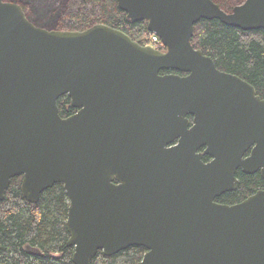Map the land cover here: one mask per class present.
Wrapping results in <instances>:
<instances>
[{
	"label": "water",
	"instance_id": "water-1",
	"mask_svg": "<svg viewBox=\"0 0 264 264\" xmlns=\"http://www.w3.org/2000/svg\"><path fill=\"white\" fill-rule=\"evenodd\" d=\"M118 3L166 49L104 23L47 29L0 0V200L16 176L33 203L62 183L74 264L134 245L137 264H264V189L217 200L239 170L264 178V97L192 42L201 19L264 30V0Z\"/></svg>",
	"mask_w": 264,
	"mask_h": 264
},
{
	"label": "trees",
	"instance_id": "trees-1",
	"mask_svg": "<svg viewBox=\"0 0 264 264\" xmlns=\"http://www.w3.org/2000/svg\"><path fill=\"white\" fill-rule=\"evenodd\" d=\"M19 3L28 18L47 29L84 30L104 23L124 30L142 43L137 35L150 32L146 22L132 23L119 7L118 0H11ZM230 11L244 0H214ZM192 42L212 56L219 69L239 75L255 86L264 97V30H243L219 19H201L194 26ZM70 97L58 100L63 116L72 114ZM235 191L226 192L217 200L234 204L264 188L260 172L238 171ZM22 176L12 178L6 197L0 200V264H74V249L68 246L70 233L66 226L68 195L62 183L42 192L37 203L22 192ZM146 248L131 246L113 255L101 250L91 264H137Z\"/></svg>",
	"mask_w": 264,
	"mask_h": 264
},
{
	"label": "flooded vegetation",
	"instance_id": "flooded-vegetation-1",
	"mask_svg": "<svg viewBox=\"0 0 264 264\" xmlns=\"http://www.w3.org/2000/svg\"><path fill=\"white\" fill-rule=\"evenodd\" d=\"M232 10V9H231ZM230 10V11H231ZM147 24V23H146ZM148 28V27H147ZM150 32V31H149ZM153 35H157V34H155V33H152V32H150V35H148V37H144V39H146V40H143V41H145L144 43H142V42H140V41H138V40H136V41H138V42H140L141 44H143V45H150V46H152L151 45V43H152V39H153ZM158 36V35H157ZM159 37V36H158ZM160 38V37H159ZM135 40V39H134ZM160 41H161V43H162V46L160 47V48H158V47H154V46H152L153 48H156V49H161V50H164V49H166V46H164V43L162 42V40H161V38H160ZM161 73L162 74H165V73H174V74H179V75H186L187 73L186 72H181V71H177V70H163V71H161ZM257 91V90H256ZM76 111V110H75ZM188 118L190 119V121H191V124H192V122H193V116L192 115H189L188 116ZM191 126V125H190ZM250 153V151L247 153V155ZM206 160H209L210 158L209 157H206L205 158ZM238 177V176H237ZM239 179V178H238ZM261 189H264V188H261ZM260 190V189H259ZM145 254V253H144ZM144 256V255H143Z\"/></svg>",
	"mask_w": 264,
	"mask_h": 264
},
{
	"label": "built area",
	"instance_id": "built-area-1",
	"mask_svg": "<svg viewBox=\"0 0 264 264\" xmlns=\"http://www.w3.org/2000/svg\"><path fill=\"white\" fill-rule=\"evenodd\" d=\"M151 45L154 46V47H158V48H160L162 46L160 38L157 35H153V39H152Z\"/></svg>",
	"mask_w": 264,
	"mask_h": 264
},
{
	"label": "rangeland",
	"instance_id": "rangeland-1",
	"mask_svg": "<svg viewBox=\"0 0 264 264\" xmlns=\"http://www.w3.org/2000/svg\"><path fill=\"white\" fill-rule=\"evenodd\" d=\"M147 25V24H146ZM146 34H141V35H137L138 37L137 38H139V40H146V39H143V36H145ZM150 35V34H149ZM148 37V36H147Z\"/></svg>",
	"mask_w": 264,
	"mask_h": 264
}]
</instances>
